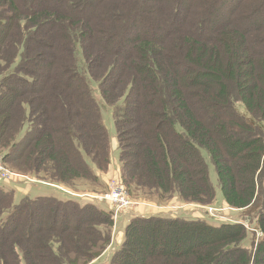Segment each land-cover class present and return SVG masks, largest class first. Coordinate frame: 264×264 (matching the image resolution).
Returning <instances> with one entry per match:
<instances>
[{"label":"trees","instance_id":"16d2710c","mask_svg":"<svg viewBox=\"0 0 264 264\" xmlns=\"http://www.w3.org/2000/svg\"><path fill=\"white\" fill-rule=\"evenodd\" d=\"M112 151L130 195L196 204L215 195L208 153L241 217L133 214L106 264H264V0H0V156L44 188L0 181V264L107 250L108 204L48 184L104 193Z\"/></svg>","mask_w":264,"mask_h":264},{"label":"rangeland","instance_id":"374dc122","mask_svg":"<svg viewBox=\"0 0 264 264\" xmlns=\"http://www.w3.org/2000/svg\"><path fill=\"white\" fill-rule=\"evenodd\" d=\"M82 61H83L82 58L79 55H77V63L79 65V68H82V65H83ZM90 85H91V89H92V95L95 98V100L99 106L101 119H102L103 124L106 127L108 135H109L110 147H111V149H113L112 144L115 143V129H114V124H113V119H112L111 113L109 111V107L106 106V104L103 102V99L97 90L96 84L94 82L90 81ZM237 105L243 111V107H241V105L239 103ZM203 156L205 157V159L207 161L209 180H210V182L213 185L214 190H215V195H214L212 201L208 204H198V203L196 204V203H191V202L185 203L184 201L180 200L176 195L172 196L173 199L168 201L167 196L164 197L163 194H161L162 196H159V195H155L153 193L150 195L149 193L151 190H147L145 188L142 190L145 193L138 191V192H136L137 193L136 194L135 190H132L133 194L130 195L128 193L125 185L120 180L119 175L116 171L118 164L116 162L117 161L116 155L113 151L111 152V157H110V162H109L108 168L103 175L105 186H106V191L108 189V186H107L108 184L110 185V184H113L115 182L121 183L124 186L125 193L129 197V199L132 202H135L137 204L136 206L132 207L133 212L131 215H133L134 213L144 214L145 208L148 209L147 212H151L152 214L158 213L159 211H161L162 213L163 212H169V211H171L169 207L181 204V205H196V207H199V208L202 206H210V207H214L217 209H222L225 211L224 214L228 215V217L230 219H232V218H234L235 220L240 219L241 212L238 210H235L234 208H231L230 206H228L222 197V194H221V191H220L219 185H218L217 176H216V173L214 171L213 165L210 161L208 153L203 152ZM0 159H1L0 161H1L2 166L5 167L7 170H9L11 173L19 174V175H22V176H25L28 178H32L28 174H25V173H23L17 169L8 168L4 164L1 156H0ZM21 181H28V179H23ZM30 182H35V181H30ZM85 182L86 181L82 180V179H74V180L70 181V183L73 184L76 189H83L84 187L82 186V184L83 183L85 184ZM59 186H61V184ZM63 186L68 187L67 185H63ZM63 186H61V187H63ZM24 187L25 188H23V189L25 191L29 190L28 194H34L35 193L34 190L31 189L29 186H24ZM33 187H36V186H33ZM63 188H65V187H63ZM41 189H44V188H36V190H41ZM41 191H44V190H41ZM139 205H143L144 209L143 208H137V207H139ZM145 205H147V206H145ZM176 210H177V213H179L180 211H183L181 209H176ZM183 213L184 214H182V215L187 216L189 218H201V219H206L210 222H212L214 220L213 218H210L209 215L207 216V214L205 213V210L194 209V210L184 211ZM124 217H125V219H129V215H126ZM124 225H125V223L118 221V218H117V220L113 221L112 239H113V236L115 239L119 235L121 237V238L120 237L118 238L120 241L115 240L112 245L110 244L111 246L109 245L110 247H108V249L105 252L100 254L101 256L98 259L91 261L89 264H106L108 257L111 255V253L113 252L115 247L118 246L119 243H121V240H122L123 234H124ZM251 225L253 226L254 222H252ZM250 228H251V226L248 224V229H250ZM248 235L250 237L252 235H254V240H253L254 243L256 242L257 238L260 237L259 233H257V232L255 234L251 233ZM111 243H112V240H111ZM248 245H250L249 242H248Z\"/></svg>","mask_w":264,"mask_h":264},{"label":"built area","instance_id":"2783aa9c","mask_svg":"<svg viewBox=\"0 0 264 264\" xmlns=\"http://www.w3.org/2000/svg\"><path fill=\"white\" fill-rule=\"evenodd\" d=\"M1 160V159H0ZM23 179H28V181L24 182H30L34 181L32 178H28L19 174H14L11 173L9 170H7L5 167L2 166L1 161H0V181L2 182H11V181H21ZM15 183V182H14ZM56 188L66 192V193H71L77 196H86L89 198L97 199L99 201H105L109 208L112 210L111 213V218L114 220H117L118 217H124L126 215L132 214V207L136 206L137 204L135 202H132L129 197L125 193V188L121 183H113V184H108V189L104 193H87V194H76L68 191L67 189L55 185ZM170 210L174 209H186V210H205V213L209 215L210 217L213 218H218V219H226L230 220L228 215L224 214L225 211L222 209H217L214 207L210 206H202V207H196V205H174L169 207ZM245 226L247 224L245 223ZM248 227V226H247Z\"/></svg>","mask_w":264,"mask_h":264},{"label":"crops","instance_id":"0c3cea01","mask_svg":"<svg viewBox=\"0 0 264 264\" xmlns=\"http://www.w3.org/2000/svg\"><path fill=\"white\" fill-rule=\"evenodd\" d=\"M112 147L114 148L115 147V143H113L112 144ZM14 182H15V184H14ZM11 181V182H2V183H4V184H11V185H13L16 189H17V197H21V196H23V195H25V194H28V191L29 190H27V191H25L23 188H25L24 186H29L31 189H33L34 190V192L35 193H38V192H40L41 190H36V188H38V186H36V187H33V186H35V185H32V184H35V183H37V184H39L38 182H24V181ZM23 183V184H22ZM43 184H45V183H43ZM48 185H50V186H53L52 184H48ZM55 187V186H54ZM42 188V187H41ZM34 193V194H35ZM30 195V194H29ZM145 206H147V205H145ZM137 208H143V205H139V207H137ZM144 209V208H143ZM147 208H145V212L144 213H147V215L148 214H152L151 212H147ZM134 214H136V213H134ZM131 216V214H129V217ZM128 219H125V217H118V221H121L122 223H125L126 221H127ZM117 234V233H116ZM120 236L118 235V237H116L115 239H114V236H113V239H112V243H111V245L113 244V242L115 241V240H117V241H120L118 238H119ZM121 238V237H120ZM110 245V246H111ZM109 246V247H110ZM108 249V248H107Z\"/></svg>","mask_w":264,"mask_h":264}]
</instances>
